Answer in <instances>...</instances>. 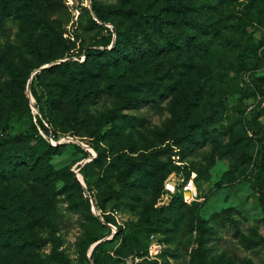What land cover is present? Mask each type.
Segmentation results:
<instances>
[{
    "label": "rangeland",
    "instance_id": "374dc122",
    "mask_svg": "<svg viewBox=\"0 0 264 264\" xmlns=\"http://www.w3.org/2000/svg\"><path fill=\"white\" fill-rule=\"evenodd\" d=\"M0 22V264H264V0H0Z\"/></svg>",
    "mask_w": 264,
    "mask_h": 264
},
{
    "label": "trees",
    "instance_id": "16d2710c",
    "mask_svg": "<svg viewBox=\"0 0 264 264\" xmlns=\"http://www.w3.org/2000/svg\"><path fill=\"white\" fill-rule=\"evenodd\" d=\"M24 2L29 5V6H33L36 4V0H24ZM101 7L97 6V5H94L93 6V11L94 13L100 17V18H103V14H102V11H101ZM0 26H2L1 22H0ZM102 51L101 50H96V49H93V48H88L86 51H85V54L86 55H94L96 53H101ZM67 62L66 61H62L60 63H57L55 64L54 66H60V65H65ZM44 63H40L39 65H37V68H40V71L33 77L32 79V83H33V86H32V92L34 94V96L36 97V99L38 97V93H37V89H36V83H37V80L40 79L41 77H43L46 73H48V71L53 67V65H49L47 67H44V68H41ZM51 104L52 105H56V104H59L60 102V97L59 96H52L51 97ZM143 102L144 100H138L136 101V103L130 101V104H133L134 106H136L137 108H141L143 106ZM27 108L30 110V106L27 105ZM2 110L4 109V107L1 108ZM40 112L41 113H44L45 112V109L42 107L40 108ZM35 118L37 119V123L40 125V127L45 131V132H49V129L47 126L44 125V122L43 120L39 117V115H35ZM4 126L1 125V120H0V131L1 130H4ZM0 141H3L7 138L4 137L5 135H0ZM5 138V139H4ZM24 140H28L27 137H24ZM29 141V140H28ZM49 146V149L52 151V152H55L57 150V146L56 145H52V144H48ZM2 156H5V157H8L10 156L9 154V151L7 149H4L2 151H0V157ZM158 155H153L152 158H151V162L153 165L155 164H159V159L157 158ZM20 162H30V160L27 158V157H24L23 159L20 160ZM7 171L6 169H4L1 165H0V175H6L7 176ZM84 177L87 178V175L84 174ZM74 184L81 196V199H82V203H78V202H74L73 205L74 207H76L78 213L80 214V216L82 217V219H89L90 217H95L92 213V207H91V201L89 202V199H85L83 197V192L85 191V187L83 186L81 180H79L78 178H75L74 180ZM90 190V189H89ZM263 205H264V202H263ZM162 209L164 207H161ZM159 210H155L151 213H149L146 218L144 219V223L145 224H151L154 220H155V217L156 215L158 214ZM14 228L20 232L21 229H20V225L18 224V222L15 220V223L13 224ZM232 225L229 224V228H231ZM21 233V232H20ZM22 234V233H21ZM28 242H31L29 240H27ZM97 241H99V238L98 237H94L93 239L89 240V246L90 245H94ZM99 243V242H98ZM97 243V244H98ZM98 246V245H96ZM95 262H97L95 259H94Z\"/></svg>",
    "mask_w": 264,
    "mask_h": 264
},
{
    "label": "built area",
    "instance_id": "2783aa9c",
    "mask_svg": "<svg viewBox=\"0 0 264 264\" xmlns=\"http://www.w3.org/2000/svg\"><path fill=\"white\" fill-rule=\"evenodd\" d=\"M187 188H188V189H192V188H193V187H192V182H190V183L187 185ZM186 193H191V191H190V192H188V191L185 192V195H184V196H185V200H189V199L192 197V194H191V195L189 194L190 196H188Z\"/></svg>",
    "mask_w": 264,
    "mask_h": 264
},
{
    "label": "water",
    "instance_id": "95a60500",
    "mask_svg": "<svg viewBox=\"0 0 264 264\" xmlns=\"http://www.w3.org/2000/svg\"><path fill=\"white\" fill-rule=\"evenodd\" d=\"M47 66H49V65H47ZM47 66H42L41 68H44V67H47ZM79 180H81V178L79 177ZM81 182H82V184H83V186L84 187H86V185H85V183H84V181L83 180H81ZM93 207H94V205H93ZM101 240H99V241H97L94 245H93V247L92 248H94L96 245H97V243L98 242H100Z\"/></svg>",
    "mask_w": 264,
    "mask_h": 264
},
{
    "label": "bare ground",
    "instance_id": "6f19581e",
    "mask_svg": "<svg viewBox=\"0 0 264 264\" xmlns=\"http://www.w3.org/2000/svg\"><path fill=\"white\" fill-rule=\"evenodd\" d=\"M193 187V186H192ZM188 195V193H186Z\"/></svg>",
    "mask_w": 264,
    "mask_h": 264
}]
</instances>
